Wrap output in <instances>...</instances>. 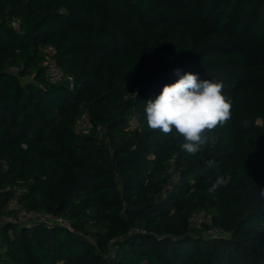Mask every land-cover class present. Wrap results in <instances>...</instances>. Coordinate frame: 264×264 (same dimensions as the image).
<instances>
[{"label": "trees", "instance_id": "trees-1", "mask_svg": "<svg viewBox=\"0 0 264 264\" xmlns=\"http://www.w3.org/2000/svg\"><path fill=\"white\" fill-rule=\"evenodd\" d=\"M48 58L73 87L49 81ZM177 69L233 102L195 155L144 113ZM218 175L232 180L209 191ZM261 191L264 0H0V212L19 195L72 225L0 224V264H264ZM200 211L228 236L192 226Z\"/></svg>", "mask_w": 264, "mask_h": 264}, {"label": "clouds", "instance_id": "clouds-1", "mask_svg": "<svg viewBox=\"0 0 264 264\" xmlns=\"http://www.w3.org/2000/svg\"><path fill=\"white\" fill-rule=\"evenodd\" d=\"M179 79L163 86L159 95L149 99L144 107L147 126L154 131L170 135L175 130L183 138L181 149L195 155L202 151L210 139L209 134L232 119L233 102L224 94L223 82L201 80L197 74L188 72ZM247 121L244 122L246 127ZM213 161H206L211 167ZM232 177L218 175L209 191L227 186ZM264 198V191L259 193Z\"/></svg>", "mask_w": 264, "mask_h": 264}, {"label": "built area", "instance_id": "built-area-1", "mask_svg": "<svg viewBox=\"0 0 264 264\" xmlns=\"http://www.w3.org/2000/svg\"><path fill=\"white\" fill-rule=\"evenodd\" d=\"M46 51L49 53H54L55 49L49 47ZM42 65L46 68L47 77L52 84L67 81L69 85L73 87V77L65 75L64 71L59 67V65L53 58H48ZM22 69L23 67L14 66L10 68V72L18 74ZM92 127L93 124L89 118L88 113L86 111L83 112L75 125V130L79 133L87 134L91 131ZM139 127V118L135 115L130 116L129 128L131 130H136ZM98 131L100 138H102L104 132L101 126L98 127ZM170 162L172 166L170 168L169 182L164 188V191L170 190L181 179L180 173L179 171H177L174 165V159H172ZM6 207L9 210V213L0 212V224L12 223L28 228H34L39 224H47L61 226L66 229L72 228L71 222L61 215L39 212L36 210L25 208L21 202L19 195L11 199ZM190 224L197 229H203L205 226H207L208 228L206 230V236L209 239L228 236V233H226L224 229L214 225L213 217L205 211H200L191 215Z\"/></svg>", "mask_w": 264, "mask_h": 264}, {"label": "rangeland", "instance_id": "rangeland-1", "mask_svg": "<svg viewBox=\"0 0 264 264\" xmlns=\"http://www.w3.org/2000/svg\"><path fill=\"white\" fill-rule=\"evenodd\" d=\"M32 78H33V76L32 75H29V76L23 77L21 80H22L23 83H26V82L31 81ZM260 124L263 125L262 122H260Z\"/></svg>", "mask_w": 264, "mask_h": 264}]
</instances>
